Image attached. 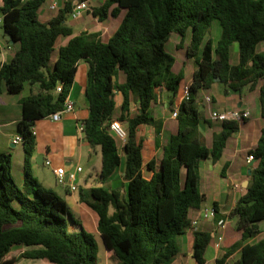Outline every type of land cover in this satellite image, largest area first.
Wrapping results in <instances>:
<instances>
[{"label":"trees","instance_id":"trees-1","mask_svg":"<svg viewBox=\"0 0 264 264\" xmlns=\"http://www.w3.org/2000/svg\"><path fill=\"white\" fill-rule=\"evenodd\" d=\"M46 1L0 0L3 35L7 31L14 40L10 44L7 39L8 45L16 47L11 58L0 64V96L22 93L36 83L39 86L21 100V184L12 173V154L0 151V264L16 263L18 256L11 255L16 246L29 247L20 257L57 264H99L95 234L81 226L63 197L41 183L31 165L37 144L31 128L36 120L63 108L81 60L89 64L85 89L89 112L83 123L88 142L101 148L103 184L82 189L80 199L97 212L106 251L116 256L117 264H173L180 253L179 236L194 221L192 212L203 217L207 201L202 189L203 162L218 161L229 138L240 128L238 121L206 117L198 108V93L217 82L240 92L246 86L255 89L262 81L264 117V0H105L93 7L94 16L101 21L125 12L108 40L100 32L73 35V27L67 23L71 1H64L49 20H42L39 9ZM215 19L222 27L217 42L211 35ZM174 31L181 36L179 49L191 33L187 56L196 57L198 66L190 97L180 101L177 132L161 157L145 163L140 126L154 124L152 108L159 95L173 92L182 98L186 85L185 73L174 72L176 56L167 49ZM70 35L53 61L59 37ZM234 44H238L235 61ZM118 70L126 74L124 83L115 81ZM59 84L62 90L57 92ZM117 92L122 95L118 114ZM168 107L172 112L175 109L172 102ZM113 121H119L127 133L123 147L111 128ZM202 122L207 126L221 122V130L213 132L210 143ZM249 154L254 156L248 161L249 183L231 211L238 217L242 241L231 245L216 264H264V238L251 241L261 232L264 220V127ZM123 160L125 182L119 187L107 185ZM76 225L81 227L74 229ZM212 231L199 228L193 232V256L199 264H206L215 239ZM237 250L239 257L230 262Z\"/></svg>","mask_w":264,"mask_h":264},{"label":"crops","instance_id":"crops-1","mask_svg":"<svg viewBox=\"0 0 264 264\" xmlns=\"http://www.w3.org/2000/svg\"><path fill=\"white\" fill-rule=\"evenodd\" d=\"M53 0H50V3ZM93 7L101 5L105 0H90ZM64 1L60 0V5L63 6ZM50 6V4H49ZM58 13V9L55 10V13L48 18L42 19L44 21L49 20ZM125 12L117 18L124 17ZM88 15V14H87ZM94 20L85 25L81 29H76L72 22L76 19L68 17L67 23L73 27V35L79 34L82 31L90 32H100L101 37L104 38L109 34V38L118 28L117 21L115 17L106 18L108 21L105 23L101 21L98 17H95L92 14ZM120 20V22H121ZM116 23V24H115ZM117 26V28H116ZM116 28V29H115ZM114 30V31H112ZM61 36L59 37L56 45L57 54H53V61L56 60L58 56V50L61 46L66 45L70 38L73 36ZM188 36L191 37V33H187L186 41L184 43L187 46L191 42V38L187 40ZM221 36V35H220ZM7 39V36H5ZM220 38V37H219ZM218 38V39H219ZM215 40L216 42L218 41ZM180 42V41H179ZM182 47L181 49H183ZM16 47H11L5 45V42L0 38V64L4 63L11 58ZM178 50H180L178 48ZM238 44L233 46V59L234 61L237 58ZM191 59V57H189ZM193 59V58H192ZM178 58L176 57V62ZM175 62V63H176ZM175 66V64H174ZM173 66V70H174ZM197 68V67H196ZM195 68V69H196ZM88 69L89 64L86 60H81L78 64V70L76 73L75 81L72 86L70 95L68 98L74 103V110L65 112L61 119L56 121L51 118L50 115L38 119L35 122V127L37 129L36 140L37 144L32 156L31 165L34 174L38 177L41 183L53 190H55L61 197H63L70 210L74 214L80 224L85 228V226L90 227L87 229L95 234V236L100 235L98 228V214L94 211L87 203L81 201L80 193L82 189H87L93 186L102 185V180L100 176L102 168V152L100 146H92L86 135L80 131L79 124L83 122V119L88 116V101L85 94V89L88 82ZM189 79H185L186 84H190L193 80V72ZM183 70H174V72L179 73ZM115 81L117 83H124L126 81V74L122 70H118L115 74ZM262 81L259 82L258 87L255 89H250L249 86H246L242 91L238 92L235 90L226 89L223 83L217 82L213 85L211 89L204 90L205 94L201 101V105L204 106V114L206 117H210V106L218 109H233V108H242L248 109L251 112V116L240 122V128L238 131L234 132L228 140L227 146L224 150L222 157L214 162L211 159L205 160L203 163H212V167L208 172L210 175L206 179V183H211V190L205 191L207 194V201L205 202L206 206H214V202H218L217 210L218 217L224 216L227 211L232 209L235 205L237 199L245 192V188L248 184V160L247 156L249 150L255 148L257 141L261 135V130L264 127V117L261 112V103H260V85ZM38 83L29 86L25 89L26 92L21 97L14 96H4L7 92L3 93L0 96V151L9 152L12 154V168H13V155L16 151L18 145L23 143L13 142L15 135L19 134L18 132V123L23 118V110L21 100L23 96L28 95L31 91H38ZM207 91V92H206ZM211 95L213 97V102L208 104L205 101V97ZM117 99V109L116 113H120L122 95L121 93H116ZM181 97L178 101L171 96L170 93L164 92L159 95L157 101L153 105V112L155 115L154 124H144L140 126L138 130V136L144 142L143 156L144 161L147 163L153 157H161L163 155L164 146L167 144L165 132V125L167 124V117L169 107L168 103L172 102L174 106L179 105ZM136 104H133L132 111L136 110ZM172 112V111H171ZM172 119H176L173 114L171 115ZM252 123H248L250 121ZM245 122L248 123L246 127L243 125ZM12 127L9 130H5L6 126ZM171 135L175 134L178 130V124L171 127ZM205 135L207 133L213 134V132H219L221 130V122H216L212 126H207V129H204ZM24 150V147H23ZM51 160V165L47 164V160ZM45 165L50 168L52 174L48 176L46 174ZM124 160L123 164L119 167L118 171L113 175V177L107 182V185L111 187H119L125 182L123 177L124 175ZM24 154L21 160V164L18 168V174L21 178V182L24 177ZM60 166H65L66 170L72 171L75 170L77 166L82 167V171L78 172L75 183L78 188L72 190L70 184H61L60 186L55 185L54 180H56V169ZM241 172V173H239ZM247 172V173H245ZM145 173L147 176H150L151 172L146 168ZM239 174V175H238ZM57 183V180H56ZM232 202V206L228 209L229 203ZM78 215V216H77ZM193 220H197L198 223L194 227H190L186 233L179 236L180 244V253L175 257L173 264H199L196 262L193 256V240H194V230L196 229H206L212 231L215 227V221L211 219H205L201 216L200 212H192ZM77 225L73 226L74 229H77ZM261 232L251 239L255 242L257 240L264 238V228L261 225ZM225 240V237L223 241ZM217 239H213L210 244L206 264H216V259L221 256L229 246H225L222 249V246L218 247ZM27 246H16L12 251L11 255H17L18 259L15 264H57L51 261H47L40 258H26L20 257V254L28 249ZM224 251L222 254L221 251ZM235 254V253H234ZM233 254V255H234ZM232 255V256H233ZM231 256V257H232ZM230 257V258H231ZM230 261V260H229ZM118 260L113 253L107 252L105 248V254L103 259L99 258V264H117Z\"/></svg>","mask_w":264,"mask_h":264},{"label":"rangeland","instance_id":"rangeland-1","mask_svg":"<svg viewBox=\"0 0 264 264\" xmlns=\"http://www.w3.org/2000/svg\"><path fill=\"white\" fill-rule=\"evenodd\" d=\"M49 4H50V0L46 1L40 7V9H39V17L41 19H45V18L51 17L55 13V10L51 9ZM91 5H92V2H91ZM92 7H93V5H92ZM92 20H94L93 15L92 14H88V15H85V16L79 18V19L74 20L72 22V24L75 26L76 29L79 30V29L85 27V25H87L88 23L92 22ZM120 20H121V18H116L117 26H118V23H120ZM107 21L108 20L106 19L104 22L107 23ZM117 26H116V28H117ZM112 31H114V30H112ZM221 31H222V27H221L220 21L218 19H215L213 21L212 30H211V35H212L213 39L217 40L220 37V35H221ZM0 38H1L2 41L5 42V45L7 46L8 45L7 39L3 35L2 28L0 29ZM190 38L191 37L188 36L187 40H189ZM103 39L104 40H108L109 39V34L106 35ZM180 39H181L180 34L177 31H174L172 33L169 41L167 42V49H168L169 52L173 53L178 58L177 62L175 63V66H174V70H183V72L185 73V79H189L192 76L191 73H192L193 69H195L198 66V64H197V61H196V57H191V59H189V56H187V44H185L183 49L178 50L177 44L180 41ZM56 54H57V51L54 52V55H56ZM199 55H200V53H199ZM208 91L211 92L210 90H208ZM24 93H26V92H22V93H18V94L6 93V94H4V96L11 95V96H14L15 98L16 97L19 98ZM168 93H170L171 96H173V98H175L176 101H178L180 99V97H181L180 94H174L173 92H168ZM204 94H205V91L201 90L198 93V95H197V105H198L199 110L202 111V112L204 110V106L201 105V101H202V99L204 97ZM171 115H172V112L169 109L168 114L166 115L167 124L165 125L166 132H165V135H164L166 137V141L167 140L169 141V139L171 137V129H172L171 127L173 125L177 126L176 119H172ZM253 122L254 121L252 120V121H250L248 123L249 124L250 123L253 124ZM248 123L245 122L243 124L245 126V131H246V127L248 126ZM11 127H12V125L6 126L4 129L5 130H9ZM201 128L204 131L205 139L209 138V140H207V141H208V143H210L211 140H212V136H211L212 134L209 132V133H207L205 135V132H207V131L204 130V129H207V125L204 122L201 123ZM230 141L232 142L233 138L232 139L230 138ZM166 143H168V142H166ZM23 154H24L23 146L20 144L16 148V151H15V153L13 155L14 162H13V168H12V173H13V175L15 177V180L19 184H21L22 182H21V178H20V176L18 174V168H19V165L21 164V160H22ZM208 166H210V168H211L212 167V163L211 162L203 163V167H202V170H201V173H202V189L205 190V191H210L211 190L210 187H211V183H212V182H209L208 184L206 183V179L210 175L208 173L210 171ZM45 170H46V174L48 176H50L52 174V171L46 165H45ZM239 173H241V172H239ZM245 173H247V172H245ZM54 182H55V185H57V186L61 185L58 182L56 183V180H54ZM231 206H232V202L229 203L228 209ZM232 210H233V208L230 209L229 211H227V213L225 214L229 218V223H228V226H227L226 230L223 232L225 240L222 241V243H221L222 249L225 246H229L230 247L235 242H241L242 241L241 240L242 239L241 230L238 228V217L235 216V215H231V211ZM77 219H79V216L77 217ZM261 225L264 228V220L261 221ZM81 226L79 225L77 227V229H79ZM85 228L89 229V230L91 229L90 227L88 228V226H85ZM96 240H97L98 247H99V258L103 259L104 254H105V244H104L103 238L100 235H97L96 236ZM223 252L224 251H221L220 254H222ZM239 255H240V251L237 250L235 252V254L230 258V262H233L234 260H236L239 257Z\"/></svg>","mask_w":264,"mask_h":264},{"label":"built area","instance_id":"built-area-1","mask_svg":"<svg viewBox=\"0 0 264 264\" xmlns=\"http://www.w3.org/2000/svg\"><path fill=\"white\" fill-rule=\"evenodd\" d=\"M63 1H71V10L69 12V16L72 19H79L87 14H93V7L91 5L90 0H63ZM62 6L60 5V0H53L50 3V8L53 10L60 9ZM3 23V14H0V29L1 25ZM62 90V85L59 84L57 86L56 91L59 92ZM190 97V84H186L183 90V95L181 99H188ZM205 101L211 105L213 102L212 96L207 95L205 97ZM180 105V103H179ZM179 105L175 106V109L173 110L172 114L174 117L178 115L179 111ZM74 103L67 98L64 106L62 109L53 112L50 114L51 118L53 120H60L62 115L67 112V111H73L74 110ZM210 117L214 120L217 121H238L242 122L245 119H248L251 116V112L248 109H218V108H213L210 106ZM111 128L113 131L116 133V135L120 139V146L123 147L127 133L124 129V127L121 125L119 121H113L111 123ZM79 129L82 131L85 135V124L81 122L79 124ZM32 133L36 136L37 135V129L35 126L31 128ZM24 141L23 135L20 133L15 135L13 138V142L15 143H22ZM254 156L252 154H248L247 159L248 161H252ZM51 160H47V164L51 165ZM82 171L81 166H77L75 170L72 171H67L65 166H60L56 169V180L59 184H70L72 190H76L78 188L77 184L75 183V180L77 178L78 172ZM203 218L205 219H211L215 221V227L213 228L212 234L213 236L217 239V246L220 247L221 243L224 239V231L226 230L228 223H229V218L227 215H224L222 217H218V210L214 206H206L203 210ZM198 221L194 220L191 224L192 227L195 228L197 225ZM190 226V227H191Z\"/></svg>","mask_w":264,"mask_h":264},{"label":"water","instance_id":"water-1","mask_svg":"<svg viewBox=\"0 0 264 264\" xmlns=\"http://www.w3.org/2000/svg\"><path fill=\"white\" fill-rule=\"evenodd\" d=\"M7 39L10 40V44H14V40L12 39V36L6 31ZM253 163V162H252ZM251 169H249V173H251ZM248 184V181L246 182Z\"/></svg>","mask_w":264,"mask_h":264}]
</instances>
